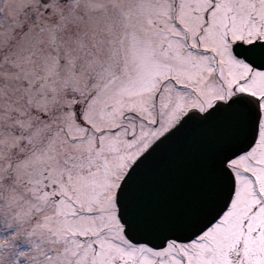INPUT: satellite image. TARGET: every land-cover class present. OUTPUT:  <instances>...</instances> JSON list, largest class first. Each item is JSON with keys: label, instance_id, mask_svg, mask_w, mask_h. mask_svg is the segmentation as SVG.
I'll use <instances>...</instances> for the list:
<instances>
[{"label": "snow or ice", "instance_id": "6c2138e0", "mask_svg": "<svg viewBox=\"0 0 264 264\" xmlns=\"http://www.w3.org/2000/svg\"><path fill=\"white\" fill-rule=\"evenodd\" d=\"M0 264H264V0H0Z\"/></svg>", "mask_w": 264, "mask_h": 264}]
</instances>
